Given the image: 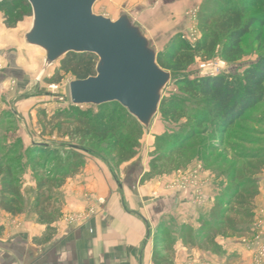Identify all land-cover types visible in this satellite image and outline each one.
I'll return each mask as SVG.
<instances>
[{
    "label": "trees",
    "instance_id": "obj_1",
    "mask_svg": "<svg viewBox=\"0 0 264 264\" xmlns=\"http://www.w3.org/2000/svg\"><path fill=\"white\" fill-rule=\"evenodd\" d=\"M6 0L0 4H9ZM243 1V4L240 3ZM257 0H204L197 15L201 39L192 45L183 35H176L164 53L158 54L159 66L172 75L188 70L197 58L210 61L221 46L222 58L230 63L242 55V42L250 33L256 19L245 21V13ZM22 6L31 7L27 0ZM99 59L93 54H68L60 63V72L71 74L75 80L96 75ZM63 77L58 74L52 80L60 84ZM180 90L196 99V111L191 112L184 100L162 99L159 112L173 121L187 118L180 135L171 140L167 155L185 156L194 149L196 141L211 134L222 146L228 140L246 114L264 102V56L247 67L241 78L231 74L204 76L198 79L178 80ZM88 108V109H85ZM89 108H97L94 112ZM134 121L130 124L129 120ZM143 127L118 103L102 106H74L58 111L44 121V132L56 134L62 139L78 140L80 144H104L106 151L115 155L117 161L127 163L137 156L139 129ZM183 127V126H182ZM50 128V131H46ZM135 128V129H134ZM144 128V127H143ZM43 132V134H44ZM15 145H11L0 156V209L12 216L23 213L22 179L7 160L13 156ZM215 148V147H213ZM4 149V148H3ZM0 149V152L3 151ZM51 146L34 144L30 151L29 167L37 177L34 212L39 222L53 224L62 217L61 204L54 191L60 190L69 179L87 167L81 150L71 146L63 165L47 172L46 165L52 159ZM28 151V150H27ZM165 157L162 153L160 156ZM29 158V157H28ZM242 165H237L229 176L228 184L215 200L205 218H199L198 228L188 223L179 229V241L187 249H199L213 254H223L217 238L253 236L256 218L255 201L260 194L258 176L264 171V154L246 156ZM169 227L161 224L155 234L153 264H175L174 247L179 242L172 236Z\"/></svg>",
    "mask_w": 264,
    "mask_h": 264
},
{
    "label": "rangeland",
    "instance_id": "obj_2",
    "mask_svg": "<svg viewBox=\"0 0 264 264\" xmlns=\"http://www.w3.org/2000/svg\"><path fill=\"white\" fill-rule=\"evenodd\" d=\"M23 1L10 0L9 4H0V73L10 69L11 62L18 56L17 49L13 48L11 44L14 37H17V35L22 37L25 29L33 22L32 9L31 7L22 6ZM190 2L191 7L186 11L185 18L187 17L191 23L190 31L197 30L195 39L191 38L189 40L187 37L190 36L191 32H186L184 29L171 36L169 30L168 32L163 29L159 30L160 26L155 22L153 26L158 29V37L151 40L158 54L166 51L168 44L176 35H183L192 45H195L201 39L198 21L197 19L196 21L191 20V15L194 11H197L196 16L198 15L199 8L204 0H190ZM240 4L242 5L243 1ZM94 12L97 15L109 18L108 14L99 9L98 6L95 7ZM251 18L256 19V23L242 42V55L238 61L233 63L225 61L221 56L222 47L220 46L210 61H202L197 58L194 64L185 72L176 75L171 74V81L163 91V99L184 100L187 108L191 112H195L197 110L196 99L180 90L179 79H198L211 76V73L216 71H218V74L215 75L225 73L240 79L247 67L264 56V0H257L255 4L249 5L245 13V21ZM38 51L45 55L42 50ZM205 63H210V67L204 70L201 65ZM23 65L27 68L29 74L27 84H30V94L39 93L43 97H50L43 102L49 104L48 109L47 107H44V109H47L48 112L50 110V117L69 106L71 103L69 83L75 78L71 74L60 72L59 62L48 64L49 68L47 67V70H44L41 65L34 69L32 63L29 62L23 63ZM58 74L63 77V80L60 84H53L52 80ZM12 76L11 82L13 85L16 84V81L15 76L13 74ZM44 109L39 110L38 113L46 112ZM89 109L94 112L99 111L97 108ZM42 121L40 119V127L44 128ZM129 122L130 124L134 123L132 119ZM189 122L187 118L173 121L159 112L148 129L143 127L139 129L137 156L127 163L117 161L115 155L106 151L104 144L88 143L83 145L78 140L72 141L68 137L58 138L57 141L54 140L51 144L52 159L46 165L47 172L55 171L63 165L66 160V153L71 151V146L81 145L83 148L89 149L90 153L81 150V155L93 165L99 167L102 164L101 166L108 168L112 176L117 177V191L122 192L123 189L132 191L131 186L134 187V185L143 189L140 196L144 208H149L144 212L143 219L145 218V221H148L151 228L149 236L152 239L153 247L155 234L161 224L167 228L169 227L172 236L179 241L181 225L188 223L198 228L199 218L206 217L205 220L208 221L209 210L220 193L226 189L233 169L237 165L245 163L248 154H264V102L250 110L245 118L238 123L228 140L227 146L220 145L213 135L208 134L196 141L194 149L185 156L169 157L167 150L171 146L172 138L180 135V132L184 130V126ZM34 130L35 127L32 131ZM46 131H50V128H47ZM13 145H15L12 151L13 156H10L7 161L12 164L15 173L22 179L24 207L33 209L35 199L33 186H30L31 181L25 178L30 175L32 181L36 184L37 177L31 173L28 163L31 159L29 154L32 148L25 151L20 140L14 142ZM8 148H4L0 152V156L6 153ZM162 153L165 154V157L161 158ZM134 166V173L127 175ZM144 192L147 194L145 195ZM171 193H175L179 197L177 201L167 206L162 201ZM54 194L59 197L62 206L63 196L59 190L54 191ZM123 196L124 194H122V199ZM99 199L102 198L95 193H88L86 204L101 206L103 204L96 202ZM167 212H170V214L166 215ZM74 214L84 215L82 213H72L68 215V218H71ZM93 215L91 214L90 217ZM68 221L73 224L70 220ZM225 239L227 238L219 237L217 243L219 244L218 240L224 241ZM219 245L221 246V244ZM177 253L176 244L174 258Z\"/></svg>",
    "mask_w": 264,
    "mask_h": 264
},
{
    "label": "crops",
    "instance_id": "obj_3",
    "mask_svg": "<svg viewBox=\"0 0 264 264\" xmlns=\"http://www.w3.org/2000/svg\"><path fill=\"white\" fill-rule=\"evenodd\" d=\"M96 6L113 21L127 14L152 45L151 39L158 37V29L153 26L155 22L160 26L159 30H169L171 36L182 29L189 32L191 28V23L185 18L191 7L190 0H99ZM32 25L33 22L22 37H14L11 44L17 49L18 56L11 62L10 69L0 73V149L10 147L17 140L21 141L25 151L33 148L34 144L51 146L54 140H58L56 134L45 133L40 127V119L44 123L51 116L47 110L49 104L43 103L50 97L30 94V84H27L29 74L23 63H32L34 69L39 65L44 70L49 68L45 55L38 51L40 49L25 42ZM12 74L16 81L13 85ZM41 109L46 112L39 114ZM32 127H35L34 131ZM101 165L98 167L88 162L81 173L69 179L59 190L63 196L62 217L53 224L39 222L34 207H25L23 213L16 217L0 209V264H153L151 228L143 219L144 212L149 209L144 208L140 196L143 189L134 185L131 186L132 191H117V177L114 178L109 169ZM133 169L135 171V166L127 175L133 174ZM25 178L31 181L30 186L36 195V184L31 176ZM258 180L260 194L255 201L254 235L218 240L225 251L223 254L187 249L179 241L175 264L254 263L255 251L249 243L256 234H260L264 244V171ZM88 193L104 199L105 206L87 205ZM178 197L171 193L162 202L168 206ZM90 210H94V215L83 222L70 224L67 220L69 214H90Z\"/></svg>",
    "mask_w": 264,
    "mask_h": 264
},
{
    "label": "water",
    "instance_id": "obj_4",
    "mask_svg": "<svg viewBox=\"0 0 264 264\" xmlns=\"http://www.w3.org/2000/svg\"><path fill=\"white\" fill-rule=\"evenodd\" d=\"M98 1L27 0L33 25L25 42L42 50L47 64L68 54L97 56L95 76L69 83L72 105L118 103L148 129L172 75L159 66L157 51L131 17L113 21L97 15Z\"/></svg>",
    "mask_w": 264,
    "mask_h": 264
},
{
    "label": "built area",
    "instance_id": "obj_5",
    "mask_svg": "<svg viewBox=\"0 0 264 264\" xmlns=\"http://www.w3.org/2000/svg\"><path fill=\"white\" fill-rule=\"evenodd\" d=\"M196 14H197V11H194L192 13V15L190 14L191 15V20L193 19L194 21H196V19H197ZM190 32H191L190 36H188L187 38L189 40L191 38L195 39V37L197 35V30L196 29L195 30H191ZM209 67H210V63H208V64L205 63V64L201 65V68L204 69V70L209 68ZM215 74H218V71H216L215 73H211V76L215 75ZM61 100H63V99H61ZM96 202H98L99 204H104L105 203L104 199H99ZM90 212L92 213V212H94V210H90ZM91 213L90 214H84V215H75L74 214L75 216L73 215L71 218L69 217L68 220H70L73 224L74 223L83 222L85 220V218L90 217ZM92 214H94V213H92ZM249 245L255 251V259H254V263L253 264H262V263H264V244L261 241L260 234H256L254 236V240L252 242H250Z\"/></svg>",
    "mask_w": 264,
    "mask_h": 264
}]
</instances>
